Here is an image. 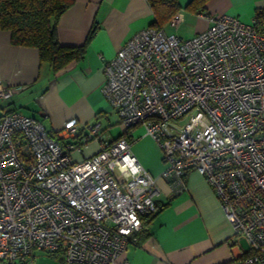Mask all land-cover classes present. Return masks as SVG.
Instances as JSON below:
<instances>
[{
  "label": "built area",
  "instance_id": "1",
  "mask_svg": "<svg viewBox=\"0 0 264 264\" xmlns=\"http://www.w3.org/2000/svg\"><path fill=\"white\" fill-rule=\"evenodd\" d=\"M206 19L190 38L153 26L134 34L103 64L101 92L124 131L141 125L159 146L174 192L190 171L211 186L233 228L229 264H264V33L253 19ZM182 20L176 11L168 24ZM15 89L0 82V98ZM93 140L97 152L73 158ZM157 192L123 132L75 119L51 132L21 112L0 116V264L35 251L111 264Z\"/></svg>",
  "mask_w": 264,
  "mask_h": 264
},
{
  "label": "crops",
  "instance_id": "2",
  "mask_svg": "<svg viewBox=\"0 0 264 264\" xmlns=\"http://www.w3.org/2000/svg\"><path fill=\"white\" fill-rule=\"evenodd\" d=\"M190 2L178 0V11L183 13L178 26L186 21L194 26L192 35L183 38L206 29V16L228 14L250 23L255 11L264 8V0H205L201 10L199 4ZM153 21L148 0H73L57 21L56 37L61 45L83 46V52L55 72L39 60L36 48L12 44L9 31L0 29V82L16 88L9 97L0 98V116L21 112L37 118L51 132L61 131L70 119H75L79 128L98 123L108 137H118L124 129L101 92L103 64ZM178 26L166 22L162 29L175 34ZM91 28L94 32L88 39ZM125 136L139 163L156 178L154 201L160 209L148 225V235L130 236L126 248L111 264H229L238 253L230 243L233 228L204 177L190 171L185 177L186 187L174 192L160 177L165 161L144 127L133 126ZM68 141L72 139L64 140ZM97 150L98 142L93 140L71 154L78 160ZM25 260L29 264H60L41 252Z\"/></svg>",
  "mask_w": 264,
  "mask_h": 264
},
{
  "label": "trees",
  "instance_id": "3",
  "mask_svg": "<svg viewBox=\"0 0 264 264\" xmlns=\"http://www.w3.org/2000/svg\"><path fill=\"white\" fill-rule=\"evenodd\" d=\"M204 2L191 0L189 5L199 4L201 10ZM72 3L73 0H0V29L9 31L12 44L36 48L39 60L48 63L52 71H58L83 52V46L61 45L56 37L57 21ZM148 3L154 14L152 26L159 29L180 9L178 0H148ZM253 20L264 33V8L255 11ZM93 32L91 28L88 39ZM126 133L127 129L123 131L124 135ZM159 209L156 204L155 210L141 217V228L135 234L148 235V225ZM52 256L63 264L59 254Z\"/></svg>",
  "mask_w": 264,
  "mask_h": 264
},
{
  "label": "rangeland",
  "instance_id": "4",
  "mask_svg": "<svg viewBox=\"0 0 264 264\" xmlns=\"http://www.w3.org/2000/svg\"><path fill=\"white\" fill-rule=\"evenodd\" d=\"M174 32L176 35H179L180 37L181 36L187 37V36L192 35V33L194 32V26L189 21H186L185 23L180 24L177 29H174ZM158 148H159V146H158ZM242 245L246 246L244 241H242ZM35 252H39V251H35ZM41 253H42V256H48L44 252H41ZM50 257H52V255H50ZM14 264H29V261L25 260V261H23V263H21V261H16Z\"/></svg>",
  "mask_w": 264,
  "mask_h": 264
},
{
  "label": "water",
  "instance_id": "5",
  "mask_svg": "<svg viewBox=\"0 0 264 264\" xmlns=\"http://www.w3.org/2000/svg\"><path fill=\"white\" fill-rule=\"evenodd\" d=\"M3 264H9L8 262H5V263H3Z\"/></svg>",
  "mask_w": 264,
  "mask_h": 264
}]
</instances>
